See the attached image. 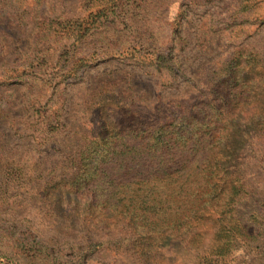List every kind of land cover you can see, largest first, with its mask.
Wrapping results in <instances>:
<instances>
[{"label":"rangeland","instance_id":"374dc122","mask_svg":"<svg viewBox=\"0 0 264 264\" xmlns=\"http://www.w3.org/2000/svg\"><path fill=\"white\" fill-rule=\"evenodd\" d=\"M195 102L219 105L221 132L253 134L236 161L251 221L264 212V0H0V264H146L129 250L144 230L112 216L101 187L73 184L80 150L138 148L145 122L177 130L173 112ZM177 234L169 263L192 264Z\"/></svg>","mask_w":264,"mask_h":264},{"label":"trees","instance_id":"16d2710c","mask_svg":"<svg viewBox=\"0 0 264 264\" xmlns=\"http://www.w3.org/2000/svg\"><path fill=\"white\" fill-rule=\"evenodd\" d=\"M212 105L195 102L187 112H173L181 123L177 130L167 123L151 130L145 122L144 144L120 155L80 150L81 161H89L80 165L87 177L73 184L101 187L103 205L116 208L110 214L145 231L129 250L146 264H172L167 232L185 239L192 264H238L240 250L243 264H264V212L245 222L238 211L255 194L236 162L253 134L221 132L219 105ZM96 154L102 160L94 165Z\"/></svg>","mask_w":264,"mask_h":264}]
</instances>
